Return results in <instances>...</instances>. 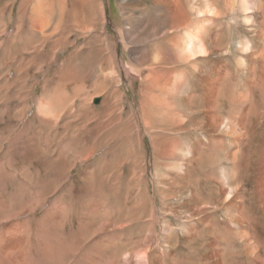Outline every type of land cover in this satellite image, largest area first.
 <instances>
[{
    "label": "rangeland",
    "instance_id": "obj_1",
    "mask_svg": "<svg viewBox=\"0 0 264 264\" xmlns=\"http://www.w3.org/2000/svg\"><path fill=\"white\" fill-rule=\"evenodd\" d=\"M24 1L0 0V264H133V256L148 247L147 264L186 260L191 237L182 232L184 219L175 214L179 187L165 206L155 197L153 145L140 110L141 73L131 51L145 42L126 50L119 27H131L127 18L143 17L142 6L124 0L122 9L123 0H102L101 29L97 8L90 20L82 0H64L57 16L49 3L35 7L39 0H27L22 10ZM34 8L41 17L31 29ZM236 14L226 11L213 26V38L222 43L214 57L218 65L229 62L232 86L240 85L235 60L242 51L237 44L258 38ZM255 19L264 33L262 14ZM54 31L57 46L49 52L45 38ZM224 46L231 47L230 53L222 51ZM112 51L119 84L100 94L102 76L111 71L106 61ZM127 64L134 65L132 74L124 68ZM257 69L261 73V60ZM68 72L86 79L82 92L66 98L64 91L75 85L62 79ZM116 90L120 97L109 101L114 105L110 110L106 95ZM57 95L59 109L51 106ZM253 96L260 99L258 88H252ZM41 106L53 112L41 114ZM173 132L169 137H180ZM256 136L253 144L258 145L264 137ZM252 210L256 213L254 206ZM165 221L178 231L166 244ZM13 226L16 232H8Z\"/></svg>",
    "mask_w": 264,
    "mask_h": 264
},
{
    "label": "bare ground",
    "instance_id": "obj_2",
    "mask_svg": "<svg viewBox=\"0 0 264 264\" xmlns=\"http://www.w3.org/2000/svg\"><path fill=\"white\" fill-rule=\"evenodd\" d=\"M136 1L142 6L143 17L132 16L134 20L130 22L131 17L127 18L131 27L127 28L124 23L119 27L126 37V50H130L128 45L132 43L145 42L142 49L138 47L131 51L134 54L132 61L141 73L143 99L140 110L150 129L153 145L155 197L162 198L165 206L167 199L174 197V188L179 187L180 210L175 214L184 219L182 232L191 237L189 258L176 263L264 264V232L260 231L264 228V139L258 145L253 144L256 135L264 137V128L259 130L264 125V33L255 19L260 13L264 23V0ZM26 2H23L22 10ZM82 2L87 5L90 20L94 7L97 8L99 26L105 29L102 0ZM48 3L52 5L49 11L55 16L64 8V0H39L35 7L39 4L46 7ZM125 4L123 0L122 9ZM223 7H226L225 11H222ZM38 11L34 8L30 17L31 29L41 17ZM226 11L232 15L240 13L243 22L258 36L255 43L246 39L237 44L242 51L235 60L239 86L229 82V62L218 65L214 57L217 46L222 43L213 38V26ZM142 26L143 30L138 31ZM18 31L12 38L18 36ZM135 31H138L136 35ZM54 33L45 38L49 41L45 43L49 52L57 46L52 42ZM222 51L230 53L231 47L224 46ZM112 54L114 56L107 60L109 63L106 61L111 71L102 76L100 94L112 84H119L113 51ZM37 55L35 53L34 57ZM258 60L262 61L261 73L257 71ZM148 62L151 63L146 66ZM75 67L79 66H73L74 70ZM101 67L105 70L103 65ZM132 67L124 66L128 74H132ZM76 75L68 72L62 78L71 85L75 83L71 92L64 91L68 94L66 98L85 88L86 78L83 74ZM252 88L260 90L259 100L251 97ZM118 96L120 93L116 90L104 98L111 105L110 110L114 109L113 100ZM109 101L113 102L109 104ZM53 102L55 104L51 105ZM56 102L58 95L50 105L61 108ZM39 110L45 115L53 112L46 106ZM171 130L181 138L169 137ZM202 143L207 147L206 151ZM151 202L156 204L155 200ZM219 213L222 221L218 223ZM15 227L7 228L8 232L15 231ZM163 231L162 242L165 244L178 232L167 221ZM148 250H139L133 256V264H147ZM164 254L167 256L168 252L164 251ZM150 264H154L153 261Z\"/></svg>",
    "mask_w": 264,
    "mask_h": 264
},
{
    "label": "water",
    "instance_id": "obj_3",
    "mask_svg": "<svg viewBox=\"0 0 264 264\" xmlns=\"http://www.w3.org/2000/svg\"><path fill=\"white\" fill-rule=\"evenodd\" d=\"M97 102V101H96Z\"/></svg>",
    "mask_w": 264,
    "mask_h": 264
}]
</instances>
